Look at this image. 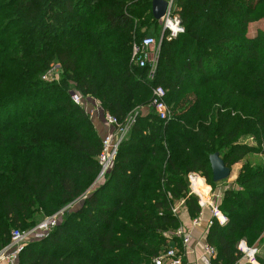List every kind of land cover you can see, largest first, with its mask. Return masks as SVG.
<instances>
[{
	"label": "trees",
	"instance_id": "obj_1",
	"mask_svg": "<svg viewBox=\"0 0 264 264\" xmlns=\"http://www.w3.org/2000/svg\"><path fill=\"white\" fill-rule=\"evenodd\" d=\"M174 4L183 32L171 40L164 34L150 80L130 56L132 44L148 36L143 29H160L152 0H0V56L22 60L8 57L15 71L0 73V118L22 100L27 110L16 116L10 135L0 128V150L12 146L28 164L42 161L52 168L36 172L26 165L21 178L11 169L0 183V250L12 231L39 223L33 206L44 219L83 197L81 207L65 211L46 237L22 247L17 264H153L169 241H178L164 235L181 226L173 200L184 202L191 219L201 212L189 174L213 188L210 155L218 153L230 169L248 154L264 156V49L244 38L248 15L264 18V0ZM81 8L90 10L84 30L75 26L84 17L77 14ZM112 34L116 43L101 47ZM29 62L33 67L25 66ZM52 62L81 97L95 99L122 124L135 109L151 105L152 87L166 91L170 119H159L151 107L138 113L112 169L94 190L101 138L72 102L70 89L42 80ZM43 92L37 111L30 112L27 99ZM48 95L51 107L41 104ZM242 135L254 145L240 143ZM233 187L218 207L225 222L214 219L206 234L216 252L211 264H239L243 239L255 249V262L264 264V167L243 163Z\"/></svg>",
	"mask_w": 264,
	"mask_h": 264
},
{
	"label": "built area",
	"instance_id": "obj_2",
	"mask_svg": "<svg viewBox=\"0 0 264 264\" xmlns=\"http://www.w3.org/2000/svg\"><path fill=\"white\" fill-rule=\"evenodd\" d=\"M166 1L168 2L167 11L161 20L162 37L166 33L167 40H171L173 38H176L178 34L183 32V27L180 24V20L173 15L174 0ZM160 43L161 42L157 43L154 38L146 36L143 37L139 42H134L131 46L130 63L138 68L145 69L147 71V78L150 80L154 78L158 65ZM51 77L52 71L50 70L44 76V80L51 81ZM151 95V105L154 112L159 117V119L168 121L171 117V109L165 103L166 91L161 86H155L151 89ZM71 100L74 104L83 108L84 111L87 110L86 108L90 104L92 105V112L101 111L105 124L112 129L111 134H108L101 138V152L98 156L99 173L97 182L99 180H103L104 182L107 174L113 167L119 144L132 126L134 117L126 118L124 120V123L122 124L115 116L105 112L99 102L93 98H83L76 93H72ZM198 179H201L198 174L192 173L188 175V182L190 184V187L193 189V192H195L194 183ZM198 197V206L200 207L202 212L204 207L208 206V204L206 201L202 200L201 196L198 195ZM209 208L211 209V218L207 223L208 227L212 225L214 219L219 224H223L226 219L225 217L221 216L218 208L212 205H210ZM201 212L196 218L191 220V225L193 227H196L198 225L201 218ZM172 213L174 215L176 213L173 205ZM62 214L63 211H59L50 217H46L41 220L36 226L27 231H12L9 244L0 251V262H3L4 264H17L19 252L24 246L25 242L31 240L37 241L46 237L48 233L58 225ZM173 237H176L178 239L176 244L165 246V248L156 257L153 258V264H187V262L185 261L186 248L190 242L191 234L180 226L179 229L173 233ZM239 249H241L243 252L245 250H243L241 245L239 246ZM215 254L216 252L212 247L207 246V244L204 245L203 254L200 259L201 263L211 264V260L215 257Z\"/></svg>",
	"mask_w": 264,
	"mask_h": 264
},
{
	"label": "rangeland",
	"instance_id": "obj_3",
	"mask_svg": "<svg viewBox=\"0 0 264 264\" xmlns=\"http://www.w3.org/2000/svg\"><path fill=\"white\" fill-rule=\"evenodd\" d=\"M253 3H255V1H253ZM249 5H250L251 9H257L256 4H249ZM80 10L81 11H78L77 14L80 15V13H83L84 17L82 18V16H81L82 22L79 20H76L75 26H76V28L84 30L86 24L88 25L90 22V10L89 9H83V8H81ZM175 12H178V9L175 8V4H173V15L179 19V16ZM256 17L257 16L253 13H250L248 15V23H247L244 38L248 43H250L252 45H253V43L255 44L256 42H259L262 49H264V18H256ZM158 27H160V29L157 32L153 31L151 27L148 28V30L143 29L142 31H144V33L146 35L154 38V40L158 43V42H161V39H162V21L161 20L158 23ZM207 28L210 31V29H209L210 27H207ZM116 39H117V36L112 34V36L111 37L108 36L106 41L103 42L100 46L101 47H107V45H114V43H116ZM89 52H90V50H89ZM0 57H1V60L4 59L3 61H0V73H7L8 74V73H13L15 71L11 66H9V63L7 60L8 57H10V59H13V61H18L17 64L22 61V60H19L18 57L11 56L10 54L5 55L4 57L1 55ZM107 57L109 59H116V56H107ZM55 64H56L55 62L54 63L52 62L50 64V67H51L50 69L52 71V77L50 78L51 81H46V80L45 81L48 83H52V84H59V86L62 88H65L67 90L70 89L71 93L79 94L78 91L74 90V83L72 81L65 80L64 76H63L64 75L63 70L60 69V67L57 64L56 65ZM25 66L27 68L28 67L31 68V67H33V63L29 62ZM43 79L44 78H42V80ZM6 83L9 85H13V81L9 80V79H6ZM64 86H66V87H64ZM3 91L5 92V94H7L5 86L3 88ZM44 95H45V92L38 94L37 97H36V95H32V98H29V99L25 98V99H27V103L31 102V106L28 108V110L30 112L35 113L37 111L38 106H39L38 101L41 98H43ZM50 98H51V95L50 96L48 95L46 97V99L41 102V104L45 101L44 104H47L48 106L51 107L53 101ZM25 104H26L25 100H22V103H20L19 105L13 106V108L7 109L5 111L4 116L0 118V128H3L4 135H10L11 134L12 127H14L16 125V124L12 125V123H14L16 116L20 115L23 107H24V110H26V108L24 106ZM149 107H151L153 109L152 105H149L148 107H145V108L135 109L132 113H130L127 116V118H131V117L133 118L138 113H141L142 115H144V112H142V111L144 110V111L149 112V110H150ZM25 112L27 114V110ZM24 113H22L21 116H23ZM7 119H9L11 124L8 122ZM238 140L240 143H243V144H246L249 146L254 145L252 138L248 135H242V136H240V138ZM51 159H52V157L49 158L48 161H50ZM243 163H248L251 166H255V167L256 166L257 167H264V156H262L261 154H257V153L248 154L241 162L232 166V168H231L232 171L229 174L228 178L224 179L221 182L215 183L213 188H211L207 184H206V186L203 184V187L205 186L204 188H207L208 193L206 194L205 191L202 192V190H200V194H201L202 200L207 201L208 206L212 205V203H215V204L219 203L220 204L225 190L234 188L233 187V182L235 179L234 176H236L238 174V171L241 168ZM26 165H27V168L34 169L36 172H38L43 167H47V168L52 170V168L49 165H47L46 163H44L42 161L28 164L22 158V156L16 152L14 147L4 145L0 150V183L5 181L6 176H8V171L11 169H15V171H17V173H18L17 176L19 178H21L20 173H22L26 177V174H28V171H26V172L22 171V170H24V167ZM97 178H98V176H97ZM186 179L188 181V176L186 177ZM21 181H23V180H21ZM96 182H97V179H96ZM99 182H103V180H99ZM188 184H189V182H188ZM189 189L191 190V192H193V189L190 187V184H189ZM210 189H211V191H210ZM87 193H88V191H87ZM87 193H85V195H87ZM192 194L197 196V197L199 195L198 191H196V190ZM82 200H83V197L79 198L78 200H76L72 204L67 205L66 207H64L63 209H61L59 211H63V213L65 211L74 212L78 208L81 207ZM198 201H199V197H198ZM182 202H183L182 200H173V207L176 210L175 215L177 216V218L179 220L183 219V215L185 213L184 202L183 203ZM33 211L35 212L34 213L35 222H40L41 220H43V217H42L43 215L39 211V209H37L35 206H33ZM62 216H63V214H62ZM62 216L60 217L58 224L62 223V220H63ZM245 233H246L245 235L251 234L250 231H246ZM164 235L167 236L170 240L173 238V233H165ZM27 242H29V241H26L25 244ZM171 244H172V241H169L168 245H171ZM257 244H256L257 246L255 245L254 247L256 249H258V251H259L258 247L260 244L259 243H257ZM240 245L244 246V248H245V250H244V248L242 247L244 250V253H245V259L242 260L239 264H243L246 261H249L251 264H257L254 260V253H253V251H255V249L246 248L244 239ZM251 253H252V255H251ZM0 264H3V262H0Z\"/></svg>",
	"mask_w": 264,
	"mask_h": 264
},
{
	"label": "crops",
	"instance_id": "obj_4",
	"mask_svg": "<svg viewBox=\"0 0 264 264\" xmlns=\"http://www.w3.org/2000/svg\"><path fill=\"white\" fill-rule=\"evenodd\" d=\"M86 109H87L86 110L87 112L86 111L85 112L89 115L90 120L100 138H103L104 136L112 133V129L105 124L101 111L92 112L91 104ZM142 112H144V115L148 113L147 111H144V110ZM234 178H236V176H234ZM202 181H203V184L206 186L204 179H202ZM102 183L103 182H99V181L96 182L94 186L91 188V190H94ZM204 191L206 192V194L208 193L207 188L204 189L203 192ZM219 205H220L219 203H216V204L212 203V206H216L217 208L219 207ZM221 216L223 215L221 214ZM210 218H211V209L209 208V206H206L201 212V218L196 227H193L191 225L192 219L188 216L186 211L183 215V219H180L181 227H183L184 230L188 231L191 234L190 242L186 248L185 261L187 262V264H202L200 259L203 254L204 245H206L205 238H206V234L209 228L207 223Z\"/></svg>",
	"mask_w": 264,
	"mask_h": 264
},
{
	"label": "water",
	"instance_id": "obj_5",
	"mask_svg": "<svg viewBox=\"0 0 264 264\" xmlns=\"http://www.w3.org/2000/svg\"><path fill=\"white\" fill-rule=\"evenodd\" d=\"M168 7L166 0H152L151 14L156 21L162 20ZM72 94V93H71ZM211 165L212 180L218 183L228 178L231 169L224 165L223 160L219 157L218 153L209 156Z\"/></svg>",
	"mask_w": 264,
	"mask_h": 264
},
{
	"label": "bare ground",
	"instance_id": "obj_6",
	"mask_svg": "<svg viewBox=\"0 0 264 264\" xmlns=\"http://www.w3.org/2000/svg\"><path fill=\"white\" fill-rule=\"evenodd\" d=\"M205 187V186H204ZM203 187V181H202V179H198V180H196L195 181V183H194V189L196 190V191H198V193H199V195L201 196V194H200V190H202V192H203V190L204 189H206V188H204ZM202 198V197H201ZM243 248H244V246H242ZM245 249V248H244Z\"/></svg>",
	"mask_w": 264,
	"mask_h": 264
}]
</instances>
